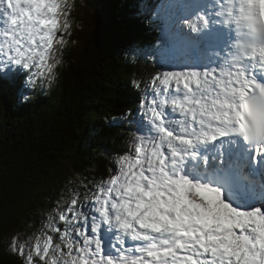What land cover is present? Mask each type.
<instances>
[{
  "label": "trees",
  "instance_id": "trees-1",
  "mask_svg": "<svg viewBox=\"0 0 264 264\" xmlns=\"http://www.w3.org/2000/svg\"><path fill=\"white\" fill-rule=\"evenodd\" d=\"M115 1L120 13L124 6ZM90 7L72 2L64 18L76 22L73 13L85 8L87 15ZM136 9L126 20L127 30L110 38L104 28L95 34L89 25V32L71 26V44L57 46L60 76L48 96L41 91L35 100L20 103L16 91H26L25 74L0 83V264H23L25 259L9 251L11 230L25 235L38 231L46 220L43 213L57 207L62 193L78 191L94 198L97 185L119 174L117 163L99 155L101 148L109 155H133L132 134L144 136L141 124L147 120L150 88L171 67L161 60L158 47L166 41L158 40L156 24L143 22ZM125 53L137 62L130 63ZM77 175L82 183L69 185L68 179ZM58 225L64 231L63 222Z\"/></svg>",
  "mask_w": 264,
  "mask_h": 264
},
{
  "label": "clouds",
  "instance_id": "clouds-1",
  "mask_svg": "<svg viewBox=\"0 0 264 264\" xmlns=\"http://www.w3.org/2000/svg\"><path fill=\"white\" fill-rule=\"evenodd\" d=\"M72 2L74 3L75 0ZM202 2L206 7L195 15L199 21L195 32L208 29L215 24L231 34V38L223 49L215 51L214 56L221 61L238 59L240 61V64H237L238 68L241 67V64L243 68H248V61L244 57L252 56L255 53L258 59H254L252 63H255L260 69H264V55L259 53V49L264 48V25L257 23L254 27H249L248 19L256 15V8L264 11V4L249 5L247 0H202ZM64 7L65 0H60L59 11H54L56 4H46L43 3V0H36L35 3L30 0L29 2L20 0L17 3L13 0L11 6L7 0L0 3V14L15 15L17 18L14 35L0 37V73L7 72L10 67L13 71L18 70L25 73L26 86L32 90L20 97V103L35 100L41 90L44 95L48 96L57 85L60 76L57 69L61 64V59L57 57L59 49L54 47V43L57 46H63L65 42L57 39L55 35L53 44L49 48L48 40L44 34L51 32L53 28H56V31L62 30L60 24L58 27L56 26V19L60 17ZM188 25L192 28L191 20L188 21ZM125 57L132 64L137 62L134 55L125 53ZM240 80L241 83L235 88L231 84H223L215 98L209 95L207 103L199 105L193 103L181 119L167 117L165 122L171 121L168 123V128L171 131L163 132L162 130L161 137H157V139L167 142L175 151L186 154H191L193 147L198 152L199 148L210 144V137L213 134L219 135L221 132L237 134L254 147H264V134H257L252 121L236 114L241 100L238 88L251 84L253 89L259 92L264 89V85L255 82V78L249 74V68L247 84L243 82L242 75ZM131 83L136 89L139 87L135 81ZM197 111L200 112V115L196 117L195 130L191 132L195 143L189 146L188 141L183 137L189 134L193 124V113ZM148 119L150 121L151 117ZM173 132L175 135L172 134ZM141 137L142 135L132 134L131 143L133 146ZM178 140L179 142H177ZM99 155L117 163L119 170L124 167L122 157L126 155L118 156L115 153L109 155L103 148ZM151 163H155V161ZM184 175L189 176L193 183H188L184 179ZM152 176L153 181H160L158 187L164 188L166 195L161 196L155 190L151 195H145L143 191L136 189L126 192L123 185L128 181L122 178L121 186L113 189L114 195L119 193L118 207L114 212H109V219L106 220L100 215L92 217L95 218L99 232L102 228L106 229L120 245L116 248L115 254L123 250L130 258L135 254L133 249L140 248L143 251L157 245L177 250L183 247L192 252L194 248L188 243V241H192V244L200 245L204 251H209L210 248L215 249L222 256L223 264H228V253H231L232 257L245 258L246 253L243 248L237 249L228 239L231 232L223 221L212 225L204 232L203 236L196 234L195 237H193L194 228L188 234L182 235L179 229L167 227L169 217L182 222L185 217H191L194 214L201 215L200 205L205 203L202 196L206 195L203 189L196 186L197 183L202 182L201 177L176 166L171 160L168 162L166 173L154 171ZM108 181L104 184L107 185ZM77 183H82L79 175L68 179L69 185ZM131 183L137 185L143 183L146 189L150 186L149 181L142 175L139 179L133 177ZM202 183L209 184L206 180ZM97 187L100 186L97 185ZM84 199L88 200L92 197L86 195ZM73 200H80L78 191L69 190L68 193H62L61 198L57 201V207L43 213L46 220L38 231L30 235L16 232L12 236L9 245L10 253L15 255L21 252V249L26 251L23 264H80L76 254L70 255L69 253H73L74 250L80 249L82 246L80 240L76 238L77 236L83 241L88 239L75 223L77 220L86 223L85 215L75 207L72 208V211L76 215L69 218L68 211L63 210L65 204L68 205L67 209L71 208ZM100 207V204H95V211L98 212ZM62 213L68 217L66 222L59 219ZM58 222H63L64 231L57 227ZM161 225H165L163 232L159 231ZM99 232L96 234L97 236H99ZM50 237L51 239H49ZM256 238V232L253 229L242 233L240 241L248 243L252 253L259 254L262 257L261 264H264V252L253 246ZM100 242L102 244L101 239ZM94 243L95 238H93ZM126 243L130 246L124 247ZM204 245L209 247L204 248ZM84 248L87 250V245H84ZM115 254L113 253L114 256ZM101 264H107L106 260ZM168 264H184V260L173 256V260ZM213 264H216V261H213ZM231 264H237L236 259L233 258Z\"/></svg>",
  "mask_w": 264,
  "mask_h": 264
},
{
  "label": "snow or ice",
  "instance_id": "snow-or-ice-1",
  "mask_svg": "<svg viewBox=\"0 0 264 264\" xmlns=\"http://www.w3.org/2000/svg\"><path fill=\"white\" fill-rule=\"evenodd\" d=\"M3 0H0L2 3ZM19 3L20 0H15ZM29 2V0H25ZM35 3L36 0H30ZM9 6L12 5L13 0H7ZM46 4H56L54 11H59L60 0H43ZM249 5L253 4H264V0H247ZM256 15L249 17V27H254L257 23L264 25V11L260 8H256ZM7 17L9 22V29L5 30L2 35L13 36L15 26L17 24V18L15 15H4ZM56 26H59L58 18L56 19ZM195 28V25H192ZM56 28H53L51 32H46L44 35L48 40V47L50 48L53 44L54 36L56 35ZM242 46V45H241ZM259 53L264 55V48L259 49ZM248 61V68L256 69L255 63H252L254 59H258V56L254 53L252 56L244 57ZM237 64H240L238 59L229 61L219 60L218 67L212 68L210 71L205 69L203 71L192 68L186 71H173L163 73V78L160 79L159 83L162 85L158 89L157 95L160 99L153 100L151 104L147 105V112L150 113L151 129L154 130L156 135L151 138H145L142 136L134 145V154L126 155L122 157L124 167L119 170L118 175H113L108 181V184H102L99 187V194L94 197L95 204H100L98 214L104 217L106 220L109 219V212L113 211L118 207L117 198L119 193L114 195L113 189L121 186V180L126 179L127 184L123 185L126 192H130L133 189L141 190L145 195H151L153 190L159 195H166L164 188L158 187L160 181H153L152 173L154 171L167 172V165L169 160L173 161L176 166L186 170V161L191 158L195 160L198 156V152L193 147L191 154L185 152H177L167 142H161L157 137H161V131L169 132L171 129L168 128V123L165 122L167 119L166 108L176 112L178 111L181 115L189 109V106L193 103L199 105L201 103H207L209 95L215 98L217 93L221 91V86L225 83L231 84L234 88L240 83V76L244 77V83L247 84L248 80V68H238ZM243 68V71H241ZM264 73V69H261ZM255 78V82L264 85V83L258 82V77L252 75ZM264 78V75H262ZM173 83L175 85V92L172 91ZM241 96L240 104L236 109V114L241 117H246L252 121L253 128L257 134H264V89L257 90L253 89L251 84H247L245 87L238 88ZM200 115L197 111L193 113V124L189 130V134L183 137L184 140L188 141L189 146L195 143L194 137L191 132L196 128V117ZM143 127V124H141ZM175 135V133H172ZM231 133L221 132L219 135L213 134L210 137V143L217 141L219 138L229 136ZM179 142V140L177 141ZM155 161V163H151ZM192 171H195L193 169ZM183 175V172L181 173ZM149 181V188H145L143 183L139 185L131 183L133 177L139 179L140 176ZM170 175V174H169ZM184 179L188 183H193L191 178L184 175ZM197 187L203 189L206 195L202 196L204 204L200 205L202 209L201 215L196 216L195 214L191 217H185L182 222H178L173 217H169L167 221V227L169 229H179L182 235L188 234L191 229H195L193 237L196 234L200 236L204 235V232L209 229L212 225L223 221L226 226L229 227L231 235L228 239L231 240L237 249L243 248L246 253L245 258L232 257L229 255L228 264H231V260L236 259L237 264H261L262 257L259 254L254 255L249 248L248 243L240 241L242 233L247 231L255 230L256 240L253 242V246L257 247L260 251L264 252V208L254 207L248 210L234 207L231 203L227 202L223 196L221 189L213 187L210 184H204L202 182L197 183ZM79 201L73 200L72 207L68 208L67 211L71 214V217L76 215L72 211V208L77 207ZM84 213L83 211H81ZM85 215V221L87 220V214ZM69 217V215H68ZM68 217L63 213L59 219L66 222ZM79 221V220H77ZM165 225H161L159 231L163 232ZM87 240H84L80 249H76L75 254L79 259L80 264H101L102 261L107 264H168L173 260V256L177 259H183L184 264H223L222 256L216 252L215 249L210 248L209 251H204L200 245L192 244V241H188L189 246L194 248V251L189 252L185 248L181 247L179 250L176 248H165L159 245L155 247L146 248L143 251L140 248L133 249L135 253L130 258L127 253L123 250L113 255L112 250L106 251L100 242L99 236L96 234L99 232V227L95 221V218L91 220V232L92 235L86 234L83 230L79 229ZM155 231V230H154ZM219 231V229H217ZM226 235H228L226 233ZM93 238L95 243L93 244ZM51 239V237L49 238ZM238 241H240L238 243ZM84 245H87L85 250ZM95 246L94 249L92 246ZM204 248L209 247L204 245ZM38 251V249H37ZM23 254V249H21ZM72 255L73 253H69ZM31 259V257H29Z\"/></svg>",
  "mask_w": 264,
  "mask_h": 264
},
{
  "label": "bare ground",
  "instance_id": "bare-ground-1",
  "mask_svg": "<svg viewBox=\"0 0 264 264\" xmlns=\"http://www.w3.org/2000/svg\"><path fill=\"white\" fill-rule=\"evenodd\" d=\"M145 3L148 6V12H145L146 20L149 21L150 17L153 20L154 25L159 22V19L161 17L166 18L170 21V23L177 20L179 17H183L187 23L189 20H191L192 24L195 25L198 18L196 16L192 18L191 14L194 13L196 15L199 11L206 7L205 3H203L202 0H155L153 4H150L149 2ZM178 3H180V5H178ZM6 20V16L0 15V27L7 28V26H4V22ZM164 30V28H160L159 32L163 34L162 31ZM160 33L158 34L159 41L162 37ZM225 33L227 35L230 34L226 30ZM199 40L204 41L203 38L200 39V35L195 33L192 42L194 43L196 49L202 50L200 52V56L202 58H208L211 54V46L210 44L206 43L204 47H200ZM158 51L159 53H161L162 49L160 48ZM174 60H176V57H174ZM259 81H261L260 78H258V82ZM152 85L154 87H158L155 82H153ZM173 87H175L174 83ZM138 117L142 118V113H140ZM174 117H176V115ZM148 118L149 117H147V120L143 122V125L149 126L148 129L144 128V136L150 135L152 137L153 131L150 130L151 125ZM262 149L264 148L259 147L258 152L261 153L253 155L250 154L249 151H241L237 154L233 151L224 152L222 154V157H220L219 155L215 158H218L216 159L218 160V162L221 161L223 163H226L225 167L220 168L221 166H218L216 162V170L206 171L207 173L205 174V171L200 172L197 168H201L203 165L204 167L205 165L211 166V164L207 162L208 159L202 160L203 163H198V161L191 159V163L186 164V170L192 172L196 176L199 175L198 177L202 178V182L206 180L211 186L217 185V187H220L222 189L223 198L233 206H235L236 204L244 205L245 199H243V197H245V195L242 194V196H240L238 192L232 193V191L240 190L241 188L238 187L240 184H243L245 186L249 184V190L251 191V195H249L250 198L255 199L261 196L260 191L264 190V152L261 151ZM211 158H213V156H211ZM239 167L241 168V171ZM193 169H195V171H192ZM237 172H240V174L237 175ZM129 246L130 245L127 244L124 245V247Z\"/></svg>",
  "mask_w": 264,
  "mask_h": 264
},
{
  "label": "rangeland",
  "instance_id": "rangeland-1",
  "mask_svg": "<svg viewBox=\"0 0 264 264\" xmlns=\"http://www.w3.org/2000/svg\"><path fill=\"white\" fill-rule=\"evenodd\" d=\"M77 1H79V0H77ZM77 1L75 0V2H74L75 7H76V3H78ZM132 1L133 0L123 2V0H119L118 5H120L121 7L123 5L124 8H120L119 9L120 13L118 11V15H116L112 11L113 8L117 6L115 3L116 2L115 0H82L81 1L82 4L85 3V5L88 4L91 6L90 10L87 12V15H85V8L81 11V13H78V12L76 13V11H75V13H73V17L76 18V22L73 21V23H70V20L67 17L64 18V12L67 11L66 7H68L72 4V0H65V8L62 9L61 15H60V17H58V23L62 26V30H58L56 32V38L65 42L63 46H67V45L71 44L69 42V38L67 37V33L71 29V26L72 27L76 26V28H79L80 30L82 29V31L86 29L89 32L90 29H88L86 27L88 25L91 26V28L94 30L95 34L102 33L103 28L106 29L107 32L105 33V35L108 36V38H110L112 35H116L118 32H120L121 29L127 30L126 20L128 18H131L130 12H132V10H134L135 7H137L136 10H137V12H139L140 19H143V22L153 24V26H154V23L146 20L145 12H148V6L145 3L146 1L145 0H135L136 4H134ZM154 2H155V0H153V3ZM133 5H134V7H133ZM125 14H128V16H126ZM122 17L125 21L124 24H121ZM112 18H115L118 23L116 21H113ZM85 19L87 20V23H86ZM175 21H177L178 23H181L179 18ZM143 22H142V24H143ZM184 27L188 30V28L186 26H184ZM0 28H2V27H0ZM86 30H85V32H86ZM0 37H2L1 29H0ZM73 42H74V40H72V44H73ZM54 47H57V45L55 43H54ZM58 48L60 49V48H62V46H58ZM158 49H160V48L158 47ZM73 55L77 59L78 58L80 59V57L77 54H73ZM195 58H196V55L194 54V59ZM198 58H200L199 53L197 56V60H198ZM196 68H198V70H200V71H203L202 66L197 65ZM16 72H18L20 74H18V73L12 74V75L11 74H5L3 79H11L12 80L13 77H15V76H17V78L24 76L23 74H21L20 71L17 70ZM23 79L25 81V77ZM14 81H16V80H14ZM80 82L81 81H79V83ZM24 84H25V82H24ZM0 87H3V85L1 84ZM25 88H26V91H24V89L21 90L20 88L18 89L19 91H16L17 93H19L20 97L23 96L24 94L32 91L28 87H25ZM41 91H43V90H41ZM172 91L175 92V87H173V86H172ZM154 96L158 97L156 94ZM31 101L32 100L28 101L27 103H29ZM151 102H152V99L150 100L149 103H151ZM27 103H23V104L25 105ZM149 103H148V105H149ZM174 113H175L176 117H174L175 116ZM166 114H167L168 118H170V119H181L182 118V115L178 111L174 112L171 109V107L166 108ZM147 116L150 117V115H148V113H147ZM145 127L147 129L149 128L148 125H145ZM154 136H155V132L153 131L152 137H154ZM188 163H190V158L188 159ZM201 163H203V162H201ZM215 163L218 166H221L220 168L223 167V162H221V161L218 162V160L213 159L211 162V166L205 165V167H204V165H203L201 168H197V169L200 172L205 171L204 174L207 173L206 171H215L216 170ZM234 167H237V166H234ZM240 171H241V168H240ZM239 174H240V172H237V175H239ZM244 181H246V180H244ZM262 182H263V180H262ZM244 183H248V182H244ZM238 187L241 189L236 190V191H232V193L238 192V193H240V195H242V194L246 195L245 197H243V199H246L247 202H250L251 199L248 198V196L251 195V191L249 190V184H247L246 186L243 184H240ZM98 194H99V192L98 193L96 192L94 197ZM88 196L92 197V199L85 200L84 199L85 196L84 197L80 196V200H79V203L77 205V208H79L80 211H83L84 213L87 214L88 222L85 223L83 221H76L75 223L77 224V227L79 229L81 228V230H83L86 234L92 235L91 220H92L93 216L98 217L99 214L95 211V199L93 198L92 195H88ZM239 207L241 209H245V210L252 208L249 206V204L239 205ZM69 217L71 218V214H69ZM86 226H87V230H86ZM57 227L59 228L58 223H57ZM15 231L16 230H11L10 236H9L10 238H12V236L16 233ZM76 238L78 240H80V244L82 245L83 240L79 236H77ZM99 238L102 241V247L106 251L112 250V252L115 254V249L118 248L120 245L115 241V239L112 238L111 234L106 229L102 228L100 230ZM127 245H129V244H127ZM92 247L94 249L95 246L93 245ZM73 254H75V251H73ZM23 256H24V258L26 257V251H23Z\"/></svg>",
  "mask_w": 264,
  "mask_h": 264
},
{
  "label": "water",
  "instance_id": "water-1",
  "mask_svg": "<svg viewBox=\"0 0 264 264\" xmlns=\"http://www.w3.org/2000/svg\"><path fill=\"white\" fill-rule=\"evenodd\" d=\"M77 1V0H76ZM82 0H79V1H77L78 3H80ZM83 4H85V3H83ZM117 8V6L116 7H114L113 8V12H114V14H116V15H118V9H116Z\"/></svg>",
  "mask_w": 264,
  "mask_h": 264
}]
</instances>
